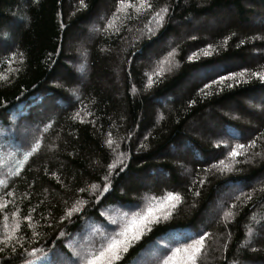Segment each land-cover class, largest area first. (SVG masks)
Returning a JSON list of instances; mask_svg holds the SVG:
<instances>
[{
  "label": "trees",
  "instance_id": "1",
  "mask_svg": "<svg viewBox=\"0 0 264 264\" xmlns=\"http://www.w3.org/2000/svg\"><path fill=\"white\" fill-rule=\"evenodd\" d=\"M148 2L153 6L150 10L138 14L125 9L114 16L117 0H84L83 6L80 0H0V75L9 77L0 80V126L6 130L0 141L15 153H0V180L6 181V185L0 184V205H7V210L0 208V234L5 231L4 217L9 226L17 220L21 224L19 242L0 252V264H27L34 259L27 255L33 247L54 252L56 261H67L65 254L70 255V250L62 245L85 226L87 217H99L115 227L109 222V217H114L107 213L109 210L117 217L125 212L129 217L133 212L144 214L167 192L181 196L171 216L154 222L120 264H139V259L158 245L152 252L154 258L146 262L157 264L179 241L201 231L209 232L210 237L199 264H264V111L257 113L243 105L263 102L264 109V82L250 75L252 71H264V34L250 25L251 18L264 22L260 10L252 17L257 6L264 9V0ZM165 7L163 23H153L154 32L149 33V17ZM221 11L229 18L225 26L182 34L176 28ZM96 19L97 33L84 40L80 59L81 75L85 74L84 78L88 72L89 76L80 81L74 67L69 66L78 55L67 44ZM109 20L112 23L106 27ZM84 32L80 33L83 39ZM171 38L172 43L166 44ZM252 51L259 55L252 57ZM137 53H149L151 59H137ZM192 53L196 56L189 61ZM231 63L235 67L209 74L212 66ZM243 69H247L243 77L229 78L230 73ZM152 72L160 75L153 76L151 86H147L146 73ZM194 73H201L199 81L187 82ZM218 76L225 79L204 88ZM186 84L177 95L179 87ZM228 106L236 108L239 120L218 113L227 111ZM77 111L80 115L72 119ZM38 112L47 115L40 120V128L31 122L32 117L40 118ZM242 121H249V125ZM194 122H200L209 133H189ZM209 123L217 126L218 135ZM22 124L35 129L36 136L21 135ZM45 124L51 127L42 133ZM109 134L116 152L106 144ZM35 138L41 140V148L25 162L20 175H15L21 167L19 160L31 150ZM253 140L255 148L238 155L239 163L233 164L227 157L231 146ZM180 148L185 156L179 162L190 168L188 178L177 174L175 160L169 154ZM121 154L123 163L116 161ZM221 159L233 170L212 167ZM114 161L117 167L110 177V189L99 203L87 192L80 193L82 199L91 201L85 204L82 217L57 224L65 201L70 206L78 188L96 183L101 186L95 193L99 195L102 177ZM4 163L9 164V174ZM160 173L166 177L163 182ZM139 176L152 185L141 187L136 181ZM8 191L13 195L7 196ZM145 193L146 203L140 199ZM242 193L251 194V200L245 201ZM223 195L225 200L215 210V217L200 227L201 216ZM33 207L37 208L32 221L36 236L22 220ZM101 209L104 216H100ZM17 210L18 216L13 217ZM225 212L231 215L225 216ZM42 216H51V220L45 221ZM94 225L90 222L87 227ZM249 228L251 234H247ZM60 230L65 233L62 239L58 237ZM98 238L94 233L92 240ZM13 246L15 253L11 251Z\"/></svg>",
  "mask_w": 264,
  "mask_h": 264
},
{
  "label": "snow or ice",
  "instance_id": "2",
  "mask_svg": "<svg viewBox=\"0 0 264 264\" xmlns=\"http://www.w3.org/2000/svg\"><path fill=\"white\" fill-rule=\"evenodd\" d=\"M84 0H80L81 5L83 6ZM152 5L148 2V0H139L138 3L133 2V0H117V9L116 12L113 13L115 16L117 13L121 12L125 9H134L138 14L142 11H147L152 9ZM167 13V8H161L159 11L153 12L152 16L148 19V24L146 25L147 31L149 33H153L154 29L151 27L153 23L160 25L163 23L164 16ZM128 18H132L129 16ZM112 23L111 20L108 21L106 27L110 26ZM119 31V29H116ZM243 43V42H241ZM175 50L169 52L168 55L171 56ZM15 55V53H13ZM196 53H192L188 55L187 59L189 61H193ZM9 63H11V58H9ZM247 69H243L239 72L230 73V77H243ZM148 78L147 86H151L153 82V76H159V72H152L151 74L146 73ZM252 77H257L259 80L264 82V71H252L250 73ZM9 77L0 75V80H8ZM225 79L224 76H218L215 81H209L204 84V88H208L210 84L216 83L217 81H223ZM239 82V81H237ZM231 87V85H229ZM192 102L190 101L189 104ZM80 113L74 114L72 119H76ZM85 115H89L85 113ZM83 122V120H81ZM51 127V124H45L43 129L40 131L42 133H47ZM106 144L110 148L111 151L116 152L117 148L113 147V141L111 139V134H109V138L106 140ZM219 146V145H218ZM227 146V145H226ZM256 142L250 141L247 145L237 143L234 146H231V150L228 151L227 157L231 159L232 163H239L236 159L238 155L247 153L249 148H255ZM41 148V140L39 138L34 139V143L31 145V150L26 151L24 153L23 159L19 160V164L21 167H18L15 171V175H20L23 165L29 158L36 153ZM258 155V153H256ZM122 154L117 156L116 161L123 163ZM114 161L113 163H109L107 168L108 171L105 176L102 177L104 181L102 185V191H99V195H96V191L101 188L100 185L96 183H92L88 187L78 188L76 190V194L72 204L69 206L67 201H65V208L62 210L59 218L56 220L57 224L63 225L64 222L71 221L75 216L77 219H80L84 212V206L86 203H90L91 201H85L80 197V193L87 192L90 197H94L95 202L99 203L101 197L104 193H107L111 186L110 177L114 175V169L117 167V163ZM221 166V171L230 172L232 171V165L226 163L225 159H221L218 161V164L212 165V167ZM123 169L121 168V171ZM55 175V173H53ZM200 184H203L204 181L200 180ZM0 184L6 185L5 180H0ZM31 187V185H29ZM63 186V185H62ZM91 189V191L89 190ZM198 195L197 193H194ZM7 196H12L13 193L11 191L6 192ZM244 196L245 201L251 200V194H241ZM240 196L236 197V200H240ZM181 196L174 192H167L166 195L157 201V205H153V208L149 209L146 213L140 214L133 212L131 217H129L128 213L125 212L119 217H109V222L111 225L115 227H109L108 224H105L103 220L99 217H87L84 220L85 226L89 225V223H93L95 225H99L96 227H92V232L98 233L99 238L91 240L88 243H83L82 241L85 238V229L78 228L77 233L80 236V239H73L71 236L68 237L67 242L62 245V248H66L70 250V255H67V264H120V262L124 259L126 253L129 252V249L138 241L141 240L142 236L145 235L147 230H150V226L154 222H158V220L163 218H169L172 214V210L176 207V205L180 202ZM231 207V206H229ZM0 208L7 210V205H0ZM155 209V210H153ZM37 211L36 207H33L31 211L27 215L22 216V220L26 222L29 227L33 229L32 235H38L34 228L35 225L32 223L34 220L33 213ZM19 214V210L13 212V217H17ZM225 216H230V212H225ZM100 216H104V211L101 209ZM7 217H4L5 220V231L0 234V252H3L6 248L9 247L10 244H16L20 240V236L18 235L21 230L20 221L17 220L13 225L9 226L7 224ZM41 219L45 221L51 220V216H42ZM51 227V223L47 225ZM264 227V224L261 225ZM103 228V230H101ZM252 229H248L247 234L252 233ZM65 233L63 230L58 232V237L63 238ZM210 237V233L207 231L196 232L193 235H190L186 238H183L181 241L177 243V246L172 247L167 251L166 254L163 255L161 259L158 260L157 264H199V261L203 255L206 254L207 251V240ZM241 246H244L243 243ZM11 251L13 253L16 252V247H12ZM37 253L39 255H37ZM28 256L34 257L33 260L27 261V264H57V261L53 259L55 255L52 251H44L43 249H38L33 247L31 251L27 253Z\"/></svg>",
  "mask_w": 264,
  "mask_h": 264
},
{
  "label": "rangeland",
  "instance_id": "3",
  "mask_svg": "<svg viewBox=\"0 0 264 264\" xmlns=\"http://www.w3.org/2000/svg\"><path fill=\"white\" fill-rule=\"evenodd\" d=\"M248 8H250L249 5L246 6V9H248ZM259 10H260V12L264 13V9L262 7H258L257 6L255 8L254 13H252V17L256 16L257 15L256 13L259 12ZM230 13L232 14L231 11H230ZM98 20L99 19L93 20L91 23H89V25L83 27L82 30L75 36L74 40L72 42H69L67 44L70 47V49H72L78 55V60L76 62H74V63H70L69 66L71 68L74 67L73 70L75 71L76 75H78V79H80V81H86L88 79V76H89V74L87 72L86 77L83 78V76L85 74L84 75H81L82 72L80 70L81 69L80 68L81 67V60L80 59L83 57V47L85 45V43H83V42H84V40L89 41L92 38L93 34L97 33L96 32V26L94 24L96 22H99ZM251 20H250V25H252V27H254L257 31L262 32L264 34V22L263 23L262 22H259V20L256 19V18L255 19L251 18ZM227 22H229L228 16L225 15V13L223 11H221V13H219V14L218 13H214V14H212L210 16H207V17H201V18H197V19H191L190 21H188V23L180 24L179 26L177 25L176 28H177V30L179 31L180 34L185 33L188 30H195V31H198V32L199 31H210V28L212 29V28H217V27L225 26L227 24ZM82 31H85L84 32L85 33L84 39H83V37H81L82 34L80 35V33ZM259 37L257 38V40H260ZM172 40H173V38H171V40L170 39L169 40L166 39L165 43L166 44H170V43H172L171 42ZM149 53H148L147 56H143V55H140V54L137 53L138 54L137 55L138 56L137 59L142 60L143 58H145L146 60L149 61L151 59V57H150L151 54H149ZM249 55H253L252 57H254V56H257L259 54L256 51H252V54H249ZM252 57H251V59L253 60ZM231 67H235V64L231 63L229 65L228 64H218V65H214L210 69V71H209L210 73L209 74H217L221 70H224L226 68H231ZM115 74L118 75V72H115L114 71V75ZM200 75H201V73L198 74V76L196 75V73L192 74L191 76H189L187 82H189V83L195 82L196 80H198V78H200L199 77ZM202 78H204V77H202ZM58 83H60V80L58 81ZM78 83H80V82H78ZM187 85L188 84L183 85L182 87H179V89L177 91V95H180L181 92L185 89V87H187ZM263 96H264V94H263ZM261 99L264 100L263 97H261ZM167 101H169V100H167ZM162 103H164V102H162ZM167 103H170V102H167ZM244 103H243V105H245V107H247V109H250V110L255 109L257 113H262L264 111V109L262 108L263 102H261L262 104H260L258 102H255V104L254 103H250V104H253V106H249L248 105L249 103H246V102H244ZM164 106H165V104L162 105V108H165ZM236 112H238V111H236V108H233L232 106H228L227 111H219L218 113L220 115H224V116H226V115L232 116L231 117L232 119L239 120L240 117H238V115H235ZM38 113L41 115L40 118H39V116H36V118L35 117L34 118L32 117L31 122L34 123L37 126V128L38 127L40 128L42 126L41 124L43 123V122L41 123L40 120L43 117L44 118L47 117V115L45 113H43V112H38ZM214 119H215V117H214ZM207 122H209V121H207ZM248 122L249 121H242V123H244L245 125H249ZM208 125H211L209 128H212V126H213L214 128L211 129V131L214 133L215 136L218 135V130L216 131L217 126L216 125H213L211 123H209ZM21 127H23L22 130H21V132H20L21 135H27L28 136L29 134H31V137L33 136L32 138H34L36 136L35 129H31L30 126L27 127L26 124H22ZM189 127H191V129H189L190 130L189 133H191V134H192V132H197L201 136H205V135H207L209 133L207 130H204V128H201V123L200 122L199 123L194 122V124H191ZM5 131L6 130L1 125L0 126V135H1V133L5 132ZM28 137L30 138V136H28ZM195 137H196V134H195ZM185 148L190 151V146L187 143H185ZM0 153H3V154H5V153H14V150L12 148H10V146L8 144L5 145L2 141H0ZM184 153H185L184 152V149L183 148L182 149L180 148V149H177V151L176 150L171 151L169 154L175 160L174 167H175V170L177 171V174H179L180 177L188 178V176L190 174V168L188 167V165L185 166L184 164L182 165L179 162V158L185 156ZM177 158H178V160H177ZM8 163L11 164V161H9ZM8 163H4V167L6 166L5 169L8 172L7 174H9L10 171H11L9 169V164ZM160 174L163 177V178L161 177V179H162L161 182L165 181L166 180V177H164L163 173H160ZM136 179H137L136 180L137 183H139L141 185V187H143V188L152 185L151 182H148L145 179V177H143V176H139ZM140 199L144 203H146L148 201V196L145 193V194L142 195V197ZM224 200H225V195L222 196V198L219 200V202H216L215 205H212L207 210L206 214H203L201 216V220L199 222V226L200 227L207 226L210 223V221H212V219L215 217V210L220 207V205L222 204V201H224ZM107 213L110 214V215H113L114 217H117V213H114V212H112L110 210ZM96 226H98V225H94V226H90V227H87V226L82 227V228L85 229V238L82 241L83 243H88V242H90L92 240L93 235H94V232H92V227H96ZM253 235H255V237H256L257 236L256 235V232ZM72 238L73 239H80V236H79L78 233H76V235H74ZM157 246L158 245H155V247L153 248V250H155V248ZM153 250H151L150 252L145 253L144 257H142V258L139 259V264H146V262L151 261L152 258H154V257H152L153 256L152 255ZM68 251H69V249H68ZM57 261L59 262V264L60 263L61 264H67V261L66 260L65 261H62L61 258H59V260H57Z\"/></svg>",
  "mask_w": 264,
  "mask_h": 264
}]
</instances>
